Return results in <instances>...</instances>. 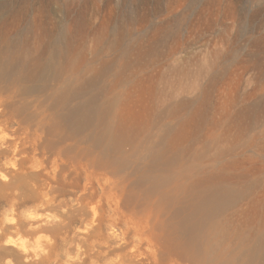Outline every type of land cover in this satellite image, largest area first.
<instances>
[{"label": "rangeland", "instance_id": "rangeland-1", "mask_svg": "<svg viewBox=\"0 0 264 264\" xmlns=\"http://www.w3.org/2000/svg\"><path fill=\"white\" fill-rule=\"evenodd\" d=\"M3 25L13 39L0 43V127L7 118L16 140H0V174L8 176L0 175V221L10 193L31 192L35 184L62 201L42 211L61 214L69 222L56 231L71 235L93 218L88 195L79 197L88 171L103 170L128 182V195L112 215L150 209L162 246L181 260L205 264L169 225L208 190L230 188L236 201L212 220L199 217V248L220 245V227L258 229L264 211V0H0ZM72 110L79 116L97 111L100 119L76 130L60 120ZM13 120L19 121L15 133ZM25 128L28 137L13 155ZM109 128L113 134L102 140ZM37 131L43 135L33 149ZM57 154L70 162L59 164L53 179ZM9 159L16 169L5 167ZM36 202L33 193L17 212ZM97 211L94 227L77 239H108V224L124 227L123 218L109 219L107 202ZM96 247L131 259V243L110 251ZM8 255L20 259L14 249H0V258Z\"/></svg>", "mask_w": 264, "mask_h": 264}, {"label": "clouds", "instance_id": "clouds-1", "mask_svg": "<svg viewBox=\"0 0 264 264\" xmlns=\"http://www.w3.org/2000/svg\"><path fill=\"white\" fill-rule=\"evenodd\" d=\"M0 111H3V109L0 108ZM13 124L16 126L11 128V132L15 133L19 127V121L13 120ZM8 129L9 124L6 118L3 126L0 127V140H16V137L9 136ZM42 135L39 131L35 133V137L31 141L33 149ZM27 137L28 129L25 128L20 139L17 140V147L13 148V155L19 150L18 145L20 142L26 140ZM23 146L27 148L30 145L24 143ZM33 158H35V152ZM69 162L61 159L57 154L52 162L50 173L53 179H55L54 174L58 170L59 164ZM76 166V164H73L72 170H75ZM79 166L81 169L88 170L87 164H80ZM5 167L16 169V160H6ZM39 167H42V165H39ZM39 167H34V170H39ZM0 175L3 176L5 181L8 180L7 175ZM88 177L89 179L84 189L79 193V197H83L85 194L88 195L89 199L85 201V204L88 210L93 213V218L83 228L75 227L71 235L66 230L56 231L57 229H65L69 222L61 214L42 211L53 203L59 204L62 202L57 200L55 195H49L47 189H37L35 184L31 186V192L28 193H21L18 189L13 190L10 193L12 199L8 207L3 210L2 221H0V237H2L0 239V249H14L19 253L20 259L14 260L11 255H8L0 258V264H84L86 258L88 264H138L142 260L145 261V264H193L190 259L181 260L176 255L166 252L160 242L163 233L155 231V222L149 223V220L152 219L150 209L140 215L136 213L135 208L127 215L124 213H120L119 217L112 215V213L119 210L121 201L128 195V182H126L124 176L109 174V171L102 170L99 172L88 171ZM93 182H95V188H92ZM97 192L98 195H96L93 202L91 197ZM33 193L37 197V202L28 204L17 212V205L31 200ZM133 194L135 195V193ZM5 195H9V193H5ZM101 201L108 204L110 220L116 221L123 218L124 227L119 231L112 223L108 224V239L118 241V243L112 245H109L108 239L96 238L88 241L83 235L77 239V234L88 233L94 227L95 218L100 215L97 209L101 207ZM73 203H77V201H73ZM152 203H155V201L153 200ZM66 212H68V208L60 209V213ZM21 223L26 227L22 229ZM9 225L13 227L8 231H4ZM130 230L133 232L131 241L125 239ZM128 243H131V247L128 249V254L131 256L129 260H125L123 254L109 256L108 251H100L96 247V245H103L110 251L111 248H119L121 245ZM85 244L88 245L87 249L84 246ZM142 245L144 246L143 250H141ZM93 252L97 253L95 257L92 256ZM132 254L135 255L132 256Z\"/></svg>", "mask_w": 264, "mask_h": 264}, {"label": "bare ground", "instance_id": "bare-ground-1", "mask_svg": "<svg viewBox=\"0 0 264 264\" xmlns=\"http://www.w3.org/2000/svg\"><path fill=\"white\" fill-rule=\"evenodd\" d=\"M10 30L6 25L0 27V43L3 45H7L13 39ZM77 114V110L68 111L60 120L71 122L74 129L78 130L88 127L94 119H100L97 111L87 112L84 116ZM112 132V128H109L101 139ZM234 201L235 191L230 188L221 186L212 191L208 190L198 201L183 206L169 226L177 233L175 235L179 236L181 244L190 248L192 253L195 252L194 255L205 264H264V211L259 227L254 232L246 233L220 227L217 232L219 239L216 241L220 245L212 246L211 250H203L195 242L196 226L202 223L199 217L212 220L211 217L219 216ZM191 258L194 259V256Z\"/></svg>", "mask_w": 264, "mask_h": 264}]
</instances>
